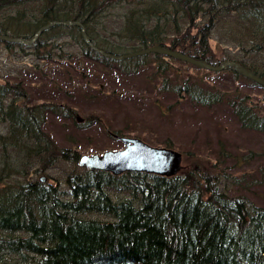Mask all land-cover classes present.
Segmentation results:
<instances>
[{
    "label": "trees",
    "instance_id": "trees-1",
    "mask_svg": "<svg viewBox=\"0 0 264 264\" xmlns=\"http://www.w3.org/2000/svg\"><path fill=\"white\" fill-rule=\"evenodd\" d=\"M53 21L80 23L108 54L158 45L215 67L232 61L264 79V0H0V35L28 39ZM52 38L71 39L81 60L117 66L128 77L145 64L132 60L147 57L102 58L77 28L64 26L42 32L29 46L0 41V47L13 60L62 58L66 52ZM148 56L155 63L146 77L154 103L171 99L163 115L181 101L205 109L222 104L238 130L264 138V98L230 96L226 87L206 90L169 68L164 56ZM205 72L259 87L230 69ZM29 90L0 72V264H264V207L247 196L249 182L264 186V149L242 159L258 162L260 179L248 182L223 165L197 164L172 177L87 170L76 151L58 149L43 130L48 115L69 118L77 129L76 114L58 99L70 97L55 85ZM82 97L95 99L90 92ZM92 120L101 122L98 115ZM41 174L46 181H39Z\"/></svg>",
    "mask_w": 264,
    "mask_h": 264
},
{
    "label": "rangeland",
    "instance_id": "rangeland-1",
    "mask_svg": "<svg viewBox=\"0 0 264 264\" xmlns=\"http://www.w3.org/2000/svg\"><path fill=\"white\" fill-rule=\"evenodd\" d=\"M108 40L110 41L109 37ZM216 41L220 42V39ZM50 42L60 44L68 56L43 62H33L30 56L13 60L8 58L0 47V72L5 79L11 78L15 83L21 81L28 84L29 95H33L36 88L55 85L70 97L58 99L76 114L72 115V118H75V121L78 118L77 129L72 128L69 118L59 119L49 115L43 128L47 133L50 132L48 138L58 149H66L68 154L74 150L78 156L100 155L104 151L122 147L121 143L111 136L115 134L138 138L151 147H167L180 152L183 169L194 168L197 164L209 169L223 165L230 173L244 174L246 181L254 179L255 176L260 179V174L255 169L258 162L253 160L245 164L242 159L250 152L263 150L264 138L258 139L252 131L238 130L235 122H230L227 117V106L221 104L219 108L205 109L192 106V102L188 100L186 103L179 102L175 110L163 115L161 112L171 99H158L162 102L160 105L154 103L155 99L149 92L150 86L147 85L146 77L155 69V63L148 55L142 56L144 59L138 58L139 61L132 60V63L145 64L137 66L135 76L128 77L121 74L117 66L106 68L81 60L75 45L71 44V39L52 38ZM215 51V57L218 59L221 50ZM231 51L229 54L235 52ZM164 63L181 75L188 76L191 82H202V87L205 86L206 90L221 92L223 87H226L230 96H247L253 102L264 98V89L240 81L233 84V78L228 74H209L195 66L168 58H164ZM35 65L38 69H33ZM80 89L82 92L78 93ZM235 89L237 90L234 91ZM84 92H90L95 99L83 98ZM40 100L28 99V102L32 104L31 102H41ZM158 106L161 109H158ZM216 109L217 113L213 111ZM94 115L99 116L100 123L90 121ZM221 152L226 154L227 158L221 157ZM237 160L240 161L236 165ZM43 176L44 174H41L38 177ZM43 178L46 181V178ZM251 183L248 185L247 196L264 207V186L254 187Z\"/></svg>",
    "mask_w": 264,
    "mask_h": 264
},
{
    "label": "water",
    "instance_id": "water-1",
    "mask_svg": "<svg viewBox=\"0 0 264 264\" xmlns=\"http://www.w3.org/2000/svg\"><path fill=\"white\" fill-rule=\"evenodd\" d=\"M54 26L77 28L79 31V37L83 43L88 46L92 52L102 58L120 61L149 54H156L171 60L195 66L206 71L221 72L226 69H230L244 79L264 89V79L258 77L238 63L232 61L224 62L221 65L215 67L202 59H194L178 51L169 50L158 45L128 52L122 55H112L105 53L104 51L95 47L90 38L86 35L82 25L78 22L53 21L37 29L28 39L12 38L0 35V41L29 46L39 37L42 32ZM77 120L78 118L76 121ZM116 138L122 144V148L118 150L104 151L100 155L93 154L78 156L77 164L87 170L106 172L113 176H117L122 173H142L160 177H172L176 176L183 169L182 155L180 152L168 148L151 147L134 137L119 136ZM39 181L44 182L45 179L41 177L39 178Z\"/></svg>",
    "mask_w": 264,
    "mask_h": 264
},
{
    "label": "bare ground",
    "instance_id": "bare-ground-1",
    "mask_svg": "<svg viewBox=\"0 0 264 264\" xmlns=\"http://www.w3.org/2000/svg\"><path fill=\"white\" fill-rule=\"evenodd\" d=\"M167 148V147H166ZM120 248V247H119ZM120 250V249H119Z\"/></svg>",
    "mask_w": 264,
    "mask_h": 264
}]
</instances>
